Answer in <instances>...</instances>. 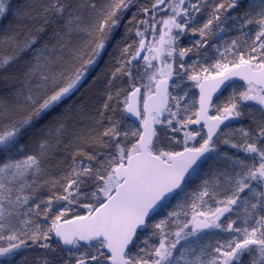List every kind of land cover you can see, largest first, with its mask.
Segmentation results:
<instances>
[{"label":"snow or ice","instance_id":"snow-or-ice-1","mask_svg":"<svg viewBox=\"0 0 264 264\" xmlns=\"http://www.w3.org/2000/svg\"><path fill=\"white\" fill-rule=\"evenodd\" d=\"M8 3L9 0H0V18L7 15L9 11ZM131 3L132 0H112L111 7L98 25V30L104 34V38L97 43L92 57L86 62L88 65L95 61L100 55L101 50L105 47V42L108 39L105 29L107 28L109 33L113 31L118 25V13L122 14V11L127 9ZM240 3L241 0H229L227 9L236 8ZM91 7L93 10L95 9V5H91ZM201 7L202 0H197L196 3H192L191 0H156V3L152 5L154 19L157 11L170 9L171 12L170 15H167L166 18L159 21L162 25L160 28L161 43L171 45L172 41L180 33L189 30L190 25L195 22L193 13H199ZM53 8L55 9L56 15L63 17L66 11L64 4L59 3V0H57ZM227 9L224 3L215 4L212 18L203 25V28L191 27L190 30L194 33L199 31L201 37H203L206 34L205 29L209 28L213 20L219 21L220 13L227 11ZM248 9L249 11L245 13V16L239 18L243 20L241 28L253 23V12H255V16L257 17L255 23L259 27L248 58L241 54L239 56V62L232 63L231 66L217 62L214 66L217 69L216 73L214 75L209 73L208 76H205V79L211 78L215 81L211 89V91H215L225 81H228L230 77L239 76L248 85L247 91L240 93V100L255 101L264 107V87H259L260 85H264V0H249ZM256 9H259V11H255ZM143 11L147 14L149 9L145 8ZM233 19L237 18L234 17ZM140 23L146 22L141 21ZM152 27L155 29L156 25L153 24ZM64 28L67 29L65 35L69 38L73 32H88L91 34L89 28L81 26V17L71 12L64 19ZM173 29H177L178 32L173 34ZM40 30L42 31L43 28ZM136 35L142 37L144 33L138 30ZM8 39L15 42L17 37L13 36ZM37 43L38 38L36 36H32L30 39H24L18 45V52L23 53L31 50L33 57L38 62L36 67H39V61L47 59L45 52L48 49L47 45L42 48L35 47ZM200 43L201 41H197V44ZM140 45L141 48L144 47L145 41L143 39H141ZM127 50V48L124 49L125 52ZM154 51L159 55L163 50L155 49ZM188 51L190 49L181 50L180 56H185ZM252 53L256 55H252ZM168 54L171 55V51ZM137 55H139V52ZM153 58L155 59L156 57ZM13 59L14 57L5 58L0 63V67L11 62ZM147 59L148 57H145V60ZM168 67L170 69L171 66L169 65ZM86 70V67L78 69L76 76L67 86L61 87L53 91L50 95H47L42 102L38 103V106L37 100L29 92L27 96L23 97L22 104L32 105L33 111L21 120H15L13 118L14 112L18 111L21 105H11L5 100L0 99V241L5 239L3 232L8 223L7 218L13 215L5 207V204L19 207L27 204L29 201L28 196H17L15 201H13L11 197L13 188L11 186L19 183L20 191H23L26 186L31 187L30 184H27L26 178L28 175H36L41 171V158L46 156L50 147L49 140L44 139L39 144V154L26 153L24 145L21 144V138L33 126L36 119L76 88ZM34 71L35 67L26 72L25 76L30 78ZM204 71L207 73L208 69H204ZM115 75L116 73H113L114 77ZM217 77H219V80L216 79ZM41 79L47 82L48 77L42 76ZM190 79L198 80V77L192 76ZM200 87L201 110L196 114L197 119L195 121H189L191 123H199L200 118L203 117L205 126L208 127L207 139L203 140L199 148L186 147L184 152L162 151L159 154H155L151 147L153 144L152 138L156 135L152 125L161 123L159 115L165 109L162 103L149 107L146 102V115L141 120L144 126V132L139 134L132 133L134 136L138 134L139 140L128 149L121 147L119 141H117L116 155L110 159L106 158V161L100 162V168L104 169V171L97 169L93 172L90 165L83 163L77 165L72 173L74 178L69 179L67 186L64 188L66 195L55 197L57 200H65L71 204L74 199V194L75 196H79V187L83 183L80 177H90L94 181L96 189L91 193L95 204L84 205L88 209L89 214L87 216H77L75 218L77 222L72 227L64 228L57 223L60 217L65 215V212L61 211L60 215L53 221L52 228L48 232L43 233V239L47 241L49 232L54 229L55 235L59 237V240L64 245H71L73 248H77L80 241L95 242L98 248L95 254L90 256L92 264H105L106 260L110 261V264H180L181 260H183L184 264H243L245 254L251 256V264H264V215L256 218L254 225L248 224L249 220L256 217L257 211L264 213V191L257 192L252 187V182L264 185V122H262V126L259 127L254 135L241 129L245 137L244 144L231 145L233 148L242 149L254 160L257 157L259 158L258 166L248 167L242 176L240 173H237L240 178L236 180V192L234 196L229 197L224 202H218L223 203V206L217 207L210 218L196 220L191 232L185 233L183 228L177 231L174 242H166L162 227L165 222L160 221L157 223L155 228L161 230V239L159 245L149 254V259L143 257L133 259L129 256L128 251H126L129 245L135 243L134 238L137 237L138 229L149 226L146 223V217L158 206V202L163 201L166 195L174 189L181 187L182 182L186 178V173H189V170L193 169V166L197 164L198 160L205 153L215 151V141L213 138L217 135V129L220 124L224 120L229 119V117H240L242 115L240 105L233 102L223 109L222 116H207V105L211 101V91L206 92L203 85H200ZM137 92H139V89H136L133 95ZM15 95L20 97L23 93L18 90ZM109 99H111V96H109ZM105 107H107V104ZM127 111L133 115H140L131 103H128ZM171 115L175 117L176 113H171ZM261 115L264 116V111L261 112ZM209 121H213V123H209ZM168 123L171 125L172 121L169 120ZM63 130V125L57 127L55 129V137L61 136ZM173 130L175 131L176 129ZM49 135H51V132ZM103 135H112L113 139H115L120 133L113 127L106 129ZM125 136H127V133H125ZM187 136H191V134L186 133ZM192 138L194 139L195 137ZM224 143L227 144L229 142L225 140ZM87 159L93 161L97 157L95 155H88ZM238 163L243 165V161H238ZM245 189H248L256 198V203H251V210L245 207L247 215L243 228L235 227V222H229L228 230L230 233L238 234V236H233L226 245L215 248L216 255H213L207 261L201 259V256H196L193 260L187 259V250H181L179 257L174 256V249L187 236L194 235L201 229L221 228L222 224L218 223V221H220V218L225 213L232 211V206L238 203V197ZM208 194V191L205 190L200 196L203 198V196H207ZM242 203L248 205L249 200L245 198ZM51 206L52 200L49 199L47 209H50ZM36 207L38 209L39 205ZM29 211H32V209H29ZM169 215H173V213ZM199 215L204 216L205 214L200 213ZM24 223L27 224L29 221H24ZM65 224H73V222L66 220ZM184 227L186 228L187 224ZM30 238L33 244H36L41 239L39 226H37V231ZM7 240V247L0 245V264H15V257L18 254V250L22 246H25V241L19 240L17 243L18 236L15 231L10 232ZM40 247L48 249L50 246L48 243H42ZM104 249L110 255H106L105 251H103ZM203 254V250H201V255ZM45 264H48V261H45ZM76 264H87V259L82 255L76 260Z\"/></svg>","mask_w":264,"mask_h":264},{"label":"trees","instance_id":"trees-1","mask_svg":"<svg viewBox=\"0 0 264 264\" xmlns=\"http://www.w3.org/2000/svg\"><path fill=\"white\" fill-rule=\"evenodd\" d=\"M154 1L132 0L122 14L118 13L117 27L110 33L105 29L108 35L105 47L95 61L88 65L86 62L92 57L97 43L104 38V34L98 30V25L111 7L112 0H59V3L66 6L63 17L55 14L53 5L57 0H9V11L5 17L0 18V63L7 57L14 59L0 67V99L11 105H21L19 110L14 112L15 120L25 118L33 111L32 105L22 104L23 97L29 92L37 100L38 106L47 95L67 86L76 76L78 69L87 68L76 88L36 119L21 138L25 152L30 154H39L41 140L47 139L50 144L46 156L41 158V171L28 177L27 184L31 187L26 186L24 192L34 199H30L27 208L22 211L21 220L29 221L28 225L34 228L29 237L39 226L41 239L33 244L28 237L24 239L25 246L22 247L38 249L42 243H48L50 247H62L52 231L49 232L47 241L43 239V233L52 228L53 221L66 206L79 201L69 204L55 197L66 195L64 188L69 179L74 178L72 173L77 165H90L93 170L94 163L110 147L111 141L115 140L112 135L104 136L103 133L113 127L118 131V123L125 117L124 106L128 93L140 83L141 71L144 72L145 69L142 68L140 59L135 56L137 46L141 39L151 38L153 34L161 41L159 29L162 25L159 21L165 15L167 17V14H171L170 9H167L168 13L160 11L158 14L157 11L154 19ZM218 3H224L227 9L229 0H220ZM91 5H95L94 10ZM145 8L149 9L147 14L143 11ZM232 10L234 8L222 12L228 14ZM70 12L81 17V26L89 28L91 34L73 32L70 38L65 35L67 29L64 28V19ZM141 21L146 23H140ZM153 24L156 25L155 29ZM138 30L144 33L142 37L136 35ZM13 36L17 37L15 42L8 39ZM32 36L38 38L35 47L42 48L47 45L48 49L45 52L47 59L39 61V67H36L38 62L31 50L18 52L19 43ZM125 48L128 49L127 52L124 51ZM34 67L35 71L31 77H26L25 73ZM151 68L158 69L157 55ZM113 73H116L115 77ZM42 76L48 77L47 82L41 79ZM18 90L23 93L20 97L15 95ZM60 125L64 126L63 133L55 137V129ZM88 155H95L97 159L89 161ZM80 179L83 181L79 187L80 195L96 188L92 178L81 176ZM49 199L54 207L63 202L57 208L59 215L56 213L50 215L52 217L49 216V210H53L52 206L47 209ZM90 199L91 195L84 199L85 203L80 207L71 206L63 218L74 212L88 211L84 205L93 201ZM68 211L71 212L66 215ZM31 261L32 259L29 262ZM250 262L251 260L249 264Z\"/></svg>","mask_w":264,"mask_h":264},{"label":"rangeland","instance_id":"rangeland-1","mask_svg":"<svg viewBox=\"0 0 264 264\" xmlns=\"http://www.w3.org/2000/svg\"><path fill=\"white\" fill-rule=\"evenodd\" d=\"M218 1L220 2V0ZM218 1L202 0L201 11L193 13L195 22L190 25V28H203V25L212 18L213 7ZM191 2L196 3L197 0H191ZM248 2L249 0H245L234 10L229 11L228 14L221 12L220 20H213L209 28L205 29L206 34L203 37H201L199 31L194 33L189 28V30L180 33L172 41L171 45L162 44L161 41H158L154 37V34L151 38H148V48L140 59V64L145 69L140 74L141 101L152 91L157 79L166 77L170 81L169 106L159 118L161 123L154 124L156 135L151 147L155 154H159L162 151L171 152L185 146L194 147L203 139L204 132L202 127L195 126L189 122L194 121L197 110L198 92L196 82L200 78L208 76L209 73L214 75L217 71L214 67L217 62L231 66L232 63L239 62L241 54L248 58L256 38V33L259 31V27L255 23V19H257L255 12H253V23L241 28L243 20L239 18L244 17L245 13L249 11ZM154 3H156V0ZM164 11L168 13L167 9L161 12ZM255 11H259V9ZM158 14H160V11ZM234 17L237 19H233ZM164 18H166V15L162 19ZM159 33L161 35L160 29ZM173 34L175 33L173 32ZM197 41H201V43L197 44ZM155 49H162L163 51L157 55V52L154 51ZM184 49H190V51L181 57L180 51ZM169 51H171V55L168 54ZM156 55L158 69L154 70L151 66H153V62L156 59L153 57H156ZM252 55L256 54L252 53ZM145 57H148V59L145 60ZM169 65L171 66L170 69ZM204 69H208V72L206 73ZM192 76H197L198 80L190 79ZM247 88V84L234 82L214 99L211 106V114L223 113V109L226 106L236 102L240 105L242 115L234 117L230 123L224 125L218 131L214 137L215 151L210 152L201 163L193 168L194 170H190L182 187L171 199L161 205L160 210L150 219L146 230L139 233L137 241L128 250L129 256L133 259L138 257L149 259V254L159 245L161 230L155 228L157 223L160 221L165 222L162 227L166 242H174L177 231L183 228L185 233L191 232L190 225L195 220L194 218H210L217 207L223 206V203L218 202H224L229 197L234 196L236 192V180L240 178L237 173H240L242 176L248 167L258 166V157L254 160L242 149L231 146L232 144H244L245 137L241 129L254 135L259 127L262 126V122H264V116L261 115L264 109L261 105L251 100H240V93L247 91ZM171 113H176V116L172 117ZM169 120L172 121L171 125L168 123ZM117 129L120 135L111 141L110 147L94 163L93 172L97 169L104 171V169L100 168V162L106 161V158L110 159L116 155L117 141H119L121 147L128 149L139 140L138 134L141 133V121L137 123L125 116L119 121ZM173 129L176 130L174 131ZM134 132L138 134L132 135ZM125 133H127V136H125ZM186 133H190L191 136L186 137ZM197 133L199 134L197 135ZM192 137L195 138L193 139ZM225 140L229 143H224ZM238 161H243V165L238 163ZM28 177L29 175L26 181ZM11 187L13 188L11 193L13 201H15L17 196L24 197L29 195L25 194V188L23 191H20L19 183ZM252 187L257 192L264 191V185L257 184L256 182H252ZM95 189L93 188L91 192L87 190L84 195H74L73 201H79V203L66 206V209L63 211L66 212L71 206L80 207L81 204L85 203L84 199L90 197ZM205 190L209 194L201 198L200 194ZM245 198L249 200L248 205L242 203ZM30 199H34V197L31 196L29 197ZM63 202L57 203L55 207L52 206L53 210H49V216L56 213V215H59L57 208ZM28 203L19 207L5 204V207L13 215L7 218L8 223L3 232L5 239L0 241V245L7 247V236L12 231H15L18 236L17 243L19 240L28 238L31 235V231H34V228L28 225L29 223L25 224L23 221L21 222L22 211L27 208ZM93 203L95 204L94 199L90 204ZM251 203H256V198L248 189H245L239 195L238 203L232 206V211L225 213L220 218V221H218V223L222 224L221 228L201 229L194 235L187 236L174 249V256L179 257L181 250H187V259L189 260L195 259L196 256H201V259L205 261L209 260L213 255H216L215 248L226 245L233 236H238L236 233H230L228 224L229 222H235V227L243 228L247 215L245 207L251 210ZM70 212L68 211L66 215ZM170 213H173V215H169ZM200 213H204L205 215L201 216L199 215ZM260 215H264V213L257 211L256 217L249 220L248 224L254 225L256 218ZM62 219L63 216L60 217V220ZM185 224H187L186 228L184 227ZM93 245H95V242L88 245H79L77 248L72 247L69 250L64 247H49L48 249L42 248L41 250L31 247H21L15 257V264H26L27 261L28 264L32 262L45 264V261H48V264H76V260L82 255L87 259V264H92L90 256L95 254L98 248V245H95V247ZM201 250H203V255H201ZM31 259L32 261L29 262ZM250 260L251 256L245 254L243 264H249ZM105 264L108 263L105 261ZM180 264H184L183 260L180 261Z\"/></svg>","mask_w":264,"mask_h":264},{"label":"water","instance_id":"water-1","mask_svg":"<svg viewBox=\"0 0 264 264\" xmlns=\"http://www.w3.org/2000/svg\"><path fill=\"white\" fill-rule=\"evenodd\" d=\"M144 41H145V40H144ZM145 44H146V41H145ZM144 50H145V45H144L143 48H141V45H140V43H139V45H138V47H137V51H136V57H137V58H140V57L143 55ZM138 52H139V55H137ZM216 79L219 80V77H217ZM235 80L242 81V82L246 83V82H245L244 80H242L239 76H232V77H230V79H229L228 81H225L224 84L220 85V87L217 88L215 91H211L212 86H213V84L215 83V81H213L211 78H209V79H207V80L205 79V77L202 78V79L200 80L199 84H198V87H197V89H198V93H199V96H198V110H197V113L200 112V110H201V87H200V85H203V86H204L206 92L211 91V101H210V102L208 103V105H207V113H206V115L209 116L208 111H209V109H210V105H211V102H212L213 98H214L217 94H219V93L222 91V89L225 87L226 84H228L229 82L235 81ZM259 87H264V85H260ZM136 89H139V92H137L135 95H133V93L136 92ZM168 92H169V82H168V79H166V78H160V79H158V80L156 81L155 85H154L153 91H152V92H151V93L145 98V100H144V102H143V105H142V109H143V119H144V117H145V115H146V114H145V103H146V102L148 103L149 107H152L154 104H160V103H162V104L164 105V109L166 110V108L168 107V104H169ZM140 98H141V89H140L139 86H137V87L133 88V89L129 92V94H128V96H127V101H126V104H125V107H124V108H125V112H126V114H127V117H128L129 119L135 121V122H140V121H141V114H140ZM128 103H131V104L134 106L135 110L140 114L139 116H137V115H133L132 113H130V112L127 111ZM163 112H164V111H162V112L160 113L159 117L162 116ZM209 117H211V116H209ZM213 117H216V116H213ZM196 119H197V115H196ZM196 119H195V120H196ZM231 119H233V117H229V119L224 120L223 123L220 124V126L223 125L225 122L231 120ZM209 123H213V121H209ZM195 124H204V126H205V120H204V118H203V117L200 118V122H199V123H195ZM220 126H219V128H220ZM152 128L154 129V124L152 125ZM219 128H218V129H219ZM218 129H217V130H218ZM205 130H206V132H207V134H208V127H207V126H205ZM143 132H144V126H143V124L141 123V133H143ZM152 139H154V137H153ZM187 148H191V147H187ZM184 149H185V148H184ZM184 149H182V150H180V151H178V152H184ZM207 154H208V153H205L204 156L201 157V158L198 160V162H200L203 158H205V157L207 156ZM198 162H197V163H198ZM194 166H195V165H194ZM194 166H193V167H194ZM190 170H191V169H190ZM190 170H189V171H190ZM187 175H188V173H186V176H187ZM183 182H184V181H183ZM183 182H182V184H183ZM182 184H181V186H182ZM178 189H179V188L174 189L171 193H168V194L166 195V197H165V199H164L163 201L158 202V206H157L154 210H152V211L150 212L149 216L146 217V221L148 220V218H150V217H151V216H152V215H153V214L159 209V207H160V205L162 204V202H164V201H166L167 199H169V198H170V197H171V196H172V195H173ZM88 214H89L88 212L83 213V214H78V215H75V216L69 217V218H67V219H64V220L58 221L57 223H58L60 226L64 227V228H70V227H72V226L77 222L76 219H75L77 216H87ZM66 220H67V221H72L73 224H65V221H66ZM194 226H195V225H194ZM194 226H193V227H194ZM143 229H144V228H140V229H138V232L142 231ZM52 232H53V235L55 236V238H56V239H57V240H58L63 246H65V247L68 248V249L72 248L71 245H64V244L59 240V237H57V236L55 235V230H54V229H53ZM79 243H80V244L88 245V244H91V243H93V242L80 241ZM130 246H131V245H129V248H130ZM129 248H128V249H129ZM128 249H126V251H127ZM104 251H105L106 255H110V253H108L106 249H104ZM107 262L110 264V261H107Z\"/></svg>","mask_w":264,"mask_h":264},{"label":"flooded vegetation","instance_id":"flooded-vegetation-1","mask_svg":"<svg viewBox=\"0 0 264 264\" xmlns=\"http://www.w3.org/2000/svg\"><path fill=\"white\" fill-rule=\"evenodd\" d=\"M245 0H241V3L240 4H242L243 2H244ZM239 4V5H240ZM173 32L174 33H176V32H178V30L177 29H173ZM148 41H149V39H147V45H146V49L148 48ZM146 51V50H145ZM202 78H200L197 82H196V88L198 87V84H199V82H200V80H201ZM232 83H234V82H232ZM232 83H229L225 88H227L230 84H232ZM246 85V84H245ZM224 88V89H225ZM214 101V100H213ZM213 103V102H212ZM212 106V105H211ZM263 109H264V107H262ZM197 110H198V99H197V108H196ZM197 110H196V114H197ZM210 111H211V108H210ZM210 111H209V114H210V116H217V115H220V116H222L223 115V113H220V114H211L210 113ZM195 119H196V115H195ZM195 119H194V121H195ZM231 121H229V122H226L225 124H223L220 128H219V130L224 126V125H226V124H228V123H230ZM195 126H201L202 127V130H203V132H204V136H203V139L196 145V146H194L195 148H199L200 146H201V144L203 143V140L204 139H207V132H206V130H205V126H204V124H195V123H193ZM218 130V131H219ZM218 131H217V133H218ZM171 136H172V134L171 133H169ZM216 136V135H215ZM214 136V137H215ZM173 137V136H172ZM214 139V138H213ZM186 147H191V146H185V147H181V148H179V149H177V150H173V151H171V152H178V151H180V150H182V149H184V148H186ZM209 154V153H208ZM208 154H207V156H208ZM206 156V157H207ZM205 157V158H206ZM205 158H203L200 162H198L197 164H199V163H201ZM196 164V165H197ZM195 165V166H196ZM194 166V167H195ZM193 167V168H194ZM205 218H199V217H197V218H195V220L193 221V223L190 225V229L192 230L193 229V226L195 225V221L196 220H204ZM62 247H64V246H62ZM65 248V247H64ZM106 262H107V260H106Z\"/></svg>","mask_w":264,"mask_h":264},{"label":"bare ground","instance_id":"bare-ground-1","mask_svg":"<svg viewBox=\"0 0 264 264\" xmlns=\"http://www.w3.org/2000/svg\"><path fill=\"white\" fill-rule=\"evenodd\" d=\"M42 249V247L41 248H38V250H41ZM44 249V248H43ZM34 262H32V264H33ZM19 264V263H18ZM26 264H28V263H26Z\"/></svg>","mask_w":264,"mask_h":264}]
</instances>
